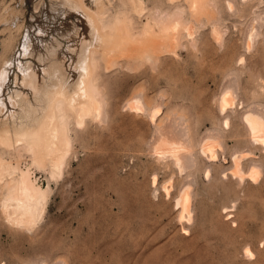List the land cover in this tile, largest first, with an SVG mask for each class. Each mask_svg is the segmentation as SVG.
Returning a JSON list of instances; mask_svg holds the SVG:
<instances>
[{
  "label": "rangeland",
  "instance_id": "374dc122",
  "mask_svg": "<svg viewBox=\"0 0 264 264\" xmlns=\"http://www.w3.org/2000/svg\"><path fill=\"white\" fill-rule=\"evenodd\" d=\"M140 1L141 13L128 0L83 4L101 9L107 25L129 19L134 32L181 11L192 34L182 31L156 62L118 55L113 65L75 0H0V41L13 39L0 60V130L36 125L54 91L72 96L91 47L104 100L101 119L76 125L66 117L62 163L37 165L21 146H0L11 169L0 176V264H264V145L241 121L249 111L264 117V0H207L199 12L184 0ZM225 86L235 101L220 111ZM136 98L147 114L126 107ZM171 132L190 145L189 165L155 153ZM210 134L221 140L213 160L201 151ZM20 171L44 192L30 228L11 225L1 210ZM186 185L190 220L179 218L175 200Z\"/></svg>",
  "mask_w": 264,
  "mask_h": 264
},
{
  "label": "bare ground",
  "instance_id": "6f19581e",
  "mask_svg": "<svg viewBox=\"0 0 264 264\" xmlns=\"http://www.w3.org/2000/svg\"><path fill=\"white\" fill-rule=\"evenodd\" d=\"M128 1H130V3L132 4L135 12L141 13L139 10L141 5L140 0H128ZM184 1H186V3L189 4V8L193 12L198 10L200 11V9H202L207 2V0H184ZM75 2L85 12V14H87L86 16L88 17L87 18L88 22L92 26L91 28H93L94 30L93 32L95 33L94 40H96V43L99 45V48L102 47L103 51L105 49L104 53H102L103 51L101 50L102 60L103 61L106 60L109 62L111 61L110 63H113V65L115 63L114 58L115 56L118 55L125 57H132V58L134 57L137 60H141L143 62L144 61L156 62L157 58L162 53L167 54L169 52L171 53L174 51L175 43L177 41L176 44L177 46L179 41L177 40L178 39L177 36L182 31L188 35L192 34L191 26L185 24L186 22L184 23V21L182 20L183 16L180 13L181 11L180 12L175 11V13H171V14L162 13L163 16H161L162 14L154 15L153 18L146 20V22L141 26L139 31L134 32V30L130 28L131 25L130 24L128 25L129 19L127 21L126 19L115 18L111 23V25H107L108 23L106 24L103 20L102 13L104 12H102L101 9L94 12L88 9L83 4V0H75ZM11 41H13V39L10 40L9 37H6L5 39L0 41L1 44L0 60L4 58L6 59V55L8 54V51L11 48ZM193 44L194 43H192V45ZM91 48L92 49H89L90 53L88 55L86 64L84 63V67L82 69L83 72L81 74L80 81L77 83L76 91L74 92V94L72 96H68L66 93H64V91H61L62 88L60 89V91L58 90L51 93V95H49L48 107L44 111L43 117L41 118L40 122H38L34 126L26 125L25 127L16 129L13 132L7 129L0 130V146L6 149H13V150L14 148L20 149L19 146H21L25 151L31 154L34 162L37 165L41 164L44 166V164H47L48 162H52L53 164L62 163L64 153L68 151L65 150L66 141L68 139L65 119L68 116V114L73 115L76 125H81L82 124L81 122H83L87 116L90 118L101 119L104 113L103 111L104 100L102 98L100 91L97 88L98 86L95 85V81H94L95 80L94 73L97 68L96 67L97 63L96 60L94 59L95 58L94 54L95 52L98 51V48L96 47L97 51L95 47L94 48L91 47ZM2 64H7V63H4L2 61ZM220 96H218L220 97L218 98L219 100L217 99L218 108L220 109V111H224L225 108H227L228 106L231 107L234 104L235 99L233 97L231 87L225 86ZM143 103L138 102L136 98V101L131 100L126 105V107L128 106V108L130 110H134V112L135 111L145 112L147 108L145 109L144 105L146 103L145 104ZM157 106H153V107L151 106V107L153 109L154 107ZM158 108H156L152 112L150 111L151 112L150 115L153 120L155 117L154 115H156V113L158 112ZM147 111L149 112V110H146V114L148 113ZM241 119H242L241 121H243L245 125L246 130L248 131V134H250L249 138L251 137L252 141L264 145V117L262 111L259 113H254L252 111L246 112L243 114ZM227 121L228 120L223 121L224 124H227ZM171 130L173 131L172 128ZM167 133H165L166 135L161 133L163 137H161L159 141L157 140L159 137H157L156 139L158 141L157 144L154 142L156 144L154 148L155 153H157L158 156L160 155L169 156V158L172 159L175 165L176 164L179 166H187V164L189 165L192 161L191 157L188 154V151H190L189 150L190 145L186 143L183 138L181 140L183 142H181L179 138L177 139L176 138L177 136H175L177 134H175L174 132L173 133L171 132L172 137L169 136V138L167 137L168 135ZM210 135L206 136V138L210 136V138L208 137L209 138L208 140L204 139L203 145L201 146V151L204 154L207 153V155L213 160L214 158H216L215 156L217 155L216 147H219V150H221L220 149L221 140L217 134L216 136L215 134H210ZM154 143L152 144V147L155 145ZM67 144H69L68 141ZM233 160L235 159H233L232 157V161ZM253 167L254 166H252V168ZM253 169L256 168L254 167ZM239 170L240 169H238L237 171L236 169L235 171L239 172ZM10 171L11 169L9 167H6L3 164L2 160L0 159V176L3 173H9ZM21 172L22 171H20V173ZM257 175H259L257 171H253L251 173V177H253L254 179L257 177ZM31 180L27 172H22L20 179L17 182L15 179V182H12L13 184L12 185L10 184V186L7 187L8 192L6 196L2 198L3 200L1 199L2 213L6 221L11 225L17 227H23V228L24 227L30 228L34 226L40 218L44 192L41 191V189L38 186L36 187L33 184L34 182H32L33 180L32 181ZM8 181L9 180H7V182ZM155 181L156 180L153 179V182ZM5 183L3 182V185H6ZM191 197H192L191 187L189 188V185H186L185 187L182 188V190L179 192V195L175 199L176 206L179 207L180 209L178 214L179 218L185 217L187 220L191 219V212H192ZM245 254H248L249 256L250 252L248 249L245 250Z\"/></svg>",
  "mask_w": 264,
  "mask_h": 264
}]
</instances>
